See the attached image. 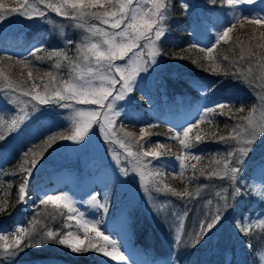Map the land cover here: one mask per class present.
I'll use <instances>...</instances> for the list:
<instances>
[{"label": "trees", "instance_id": "1", "mask_svg": "<svg viewBox=\"0 0 264 264\" xmlns=\"http://www.w3.org/2000/svg\"><path fill=\"white\" fill-rule=\"evenodd\" d=\"M0 3L5 4L8 8L18 6L17 0H0ZM168 3L170 5V15L166 21V33L159 41L163 54L157 57V64L151 66L148 71L149 78L152 80L151 84H138L136 91L131 95L134 102L126 103L130 109H137L138 107L144 109L155 105L158 113L150 116L143 110L138 122L122 120L117 122V127L123 125L125 131L132 132L137 137H139L142 129H147L150 135L145 137L146 142H141L144 143L145 149L149 147V144L163 143L167 145V148L162 149L166 155L159 160L153 161L154 165L163 172V182L177 190L182 191L185 187H188L193 192L200 186L208 185L207 188L200 187L201 194L199 197L180 200L155 191L146 193L139 176L133 173L130 168L129 174L125 176L128 189L118 196V183L110 175L116 174V169L113 167L115 160L111 150L115 149L122 156L123 150L116 144L106 142L96 126H94L93 135L99 144L98 147L92 146L77 149L74 142L57 139L50 148L44 151L45 141H47L49 136L65 132L71 126L69 121L53 117L47 118L46 123L41 121L45 117V108L55 110L54 105L40 106L41 110L33 113L39 119H35L25 128L22 127L18 132L35 131L39 135L37 140L25 144L21 149L13 146L15 138L20 136V134L15 136L17 132L8 133L6 129H0V131H4L6 137L5 140L0 141V170L11 173L21 161L23 153L31 148L37 153L39 162L29 178L28 188L30 186L33 187V185L38 184L42 180L44 170H41V167H51L52 169L65 171L67 174L74 176L77 183L94 178L104 180V184L108 188L110 215L101 231L112 230L115 221L121 218L124 221V248L127 256L132 261H136V257L139 259L143 258L146 264H226L225 254H227L226 250L229 247L228 244H230V236L234 233V222L241 220L247 212L251 193L245 185H242L241 180L238 182V186H241L242 191L247 194L242 197H232V189L227 180L215 178L209 180L205 177H200L198 171V178L191 182L186 183L181 178L178 183L174 182L169 176L168 167L171 164L179 166L175 155L181 152V146L171 138L174 132L162 123V113L166 112L165 107L170 108V110L163 114L164 116L167 113L178 111L180 105L187 107L206 105L218 99H223L228 101L233 110L244 107V113H235L238 118L247 114L252 106L259 104L257 93L264 94V91L259 86V81L256 85H249L244 80L236 79L232 75L211 74L192 62L193 59L202 57L203 53L198 48H192V45L195 44H193L191 38V30L200 31L205 36L209 35L212 33L211 24L213 21L221 17H232L236 12L235 7L228 6L224 0H215V3L212 0H188L187 7L181 4L179 0H168ZM257 3L264 5V0H259ZM93 23L98 22L93 21ZM30 24H38L32 35L22 28ZM5 28L7 30L17 29L16 33L22 34L25 42L39 40L40 35L43 32H47L48 35L44 38L45 44L42 51L35 53V55L30 54L22 60L30 63L33 77L40 76L45 82L48 78L43 74L46 72L52 71L54 75L58 76L66 75L68 72L67 61L63 62L61 68L57 70L53 67V61L40 60L38 57H46L51 50H65L69 56L74 57L75 43H78L81 38L80 29L75 27L74 20L58 16L51 11L44 18L31 20L14 15L0 23V31ZM252 28L253 26L250 24H245L244 28H240L238 25L231 34L233 41L237 43L233 45L231 42L230 44L221 42L214 54L221 58L227 55L230 60L236 62V67H246V61L239 60L240 48L252 47L257 52V55H261L262 53L256 48V45L264 42L259 40L258 32L253 37ZM68 40H72L74 44L68 45ZM181 55L184 57L183 59L178 58ZM8 58V56L0 54V60H3L0 67L11 78L18 81L23 79L25 86L28 87L33 82L41 83L40 80H29L27 77L28 69H23L20 65L14 64L16 60L20 59L10 57L11 61H9ZM117 63L123 62L117 61ZM224 63L227 64L228 62ZM252 67L253 74L258 76L259 70L256 64L253 63ZM204 85H214V87L211 90L204 91L201 90ZM8 96L9 93L0 90V105H3V108L0 109V117H10L17 111L16 107L9 103ZM23 99L29 100L30 98L23 97ZM176 99L180 100V104L176 103ZM235 123L236 120L229 118L228 115L217 114L213 118L212 125L205 122L200 124L199 128L203 129L204 132H216L217 135H227ZM195 131L197 130L194 129ZM229 147L230 145L212 140L200 143L191 150L202 153L204 156L203 160L197 164V169L203 167L212 155L225 153ZM41 151L44 153L42 157L39 156ZM31 158L29 157V159ZM263 162L264 138L260 137L254 150L249 154L243 165L242 179L249 176L250 172ZM187 163L196 162L189 161ZM118 167H129V165L122 158ZM190 175V170L185 173V177ZM22 182V176L19 174H0V203L6 205V211L0 213V223L11 219L8 224L11 227V231L6 234L10 240L13 238L17 228L29 227L34 218L41 219V225H37L38 228L47 224L48 227L62 233L77 231L76 220L68 221L66 216H57L55 220L47 217V213L53 209L52 205L44 206L37 203L29 212L27 220H21L16 217L21 206V202H18V187ZM9 185H11L10 188L8 187ZM223 189H228L224 195L229 196L230 206L227 209H223V219L212 230L211 239H214L216 244L215 241L211 245V241L207 243L202 240L200 244L192 246L189 237L199 230V223L204 221L206 216L214 215L217 207H222L223 200L216 196V193L221 192ZM246 198L249 199L248 203H245ZM165 200H170L171 202L165 210L157 211L153 205ZM208 201H212V203L209 204ZM63 211L67 212V210ZM185 212L187 214L183 220V239L187 240L188 243L176 246L174 236L178 215ZM42 213L44 214L43 216H41ZM0 235L4 234L0 233ZM243 240L249 246V253L240 260L232 261L229 264H259V255L264 254V233L243 234ZM231 253L234 254L233 249ZM37 261H42L43 263L57 261L60 264H104L100 260V252L98 251L73 253L66 246L56 243H46L43 247L26 248L18 256L10 260L0 257V264H34Z\"/></svg>", "mask_w": 264, "mask_h": 264}, {"label": "snow or ice", "instance_id": "2", "mask_svg": "<svg viewBox=\"0 0 264 264\" xmlns=\"http://www.w3.org/2000/svg\"><path fill=\"white\" fill-rule=\"evenodd\" d=\"M212 2L215 3V0ZM224 2L228 6L236 7L239 4H252L255 0H224ZM17 3L18 6L11 8L0 3V23L14 15L29 20L44 18L51 11L58 16L74 20L75 27L82 30V35L79 42L75 43L74 57L69 56L65 50H51L46 57H38L40 60L53 61V67L57 70L67 61L68 72L65 76L54 75L49 71L43 74L48 78L45 82L40 76L33 77L29 62L16 60L14 64L28 69L29 80L41 81L40 84L33 82L28 87L25 86L23 79L18 81L11 78L0 67V90L9 93L8 101L17 109L10 117H0V129H6L8 133H18L31 119L32 114L41 110L40 106L57 105L69 111L67 119L71 126L65 132L49 136L45 141L44 151L57 139L82 143L89 137L93 126H96L106 142L116 144L123 150V156L115 149L111 150L117 164H121L122 158L128 162L129 167H121V174L127 176L130 168L139 176L146 193L155 191L180 200L199 197L200 187L207 188L208 185L200 186L193 192L188 187L181 191L163 182V172L154 165L153 161L166 155L162 149L167 148V145L149 144L145 149L144 143L141 142H146L145 137L150 135L147 129H142L137 137L134 133L125 131L123 125L117 127V118L121 115L117 109V102H134L131 94L136 91L138 77L141 73H147L151 66L156 65L157 57L163 54L159 41L165 36L166 21L170 15L168 0H17ZM245 24L253 26L251 30L253 37L258 32L259 40L264 41V16L250 18L248 15L233 14L229 24L216 33L211 46L192 45V48H198L203 53L202 57L193 59L192 62L211 74L232 75L249 85H256L259 81V86L264 91V42L256 45L261 55H257L252 47L240 48L239 60L246 61V67L243 68L236 67V62L230 60L227 55L221 58L214 54L221 42L224 44L231 42L235 45L237 42L233 41L231 34L238 25L244 28ZM67 44L71 46L74 42L68 40ZM40 51L42 49L37 47L32 54L35 55ZM178 58L184 57L181 55ZM8 60L11 61V58L9 57ZM226 61L227 64L224 63ZM2 63L3 60H0V64ZM253 63L259 70L258 76L253 74ZM202 87L204 91H208L214 85ZM23 97L30 99L25 100ZM257 98L259 104L252 106L247 114L238 118L235 113H244L243 106L233 110L228 103H217L204 107L195 121L180 130H174L171 138L181 146V152L175 155V159L179 162L178 173L182 180L187 183L197 179L198 171L200 177L209 180L213 178L227 180L232 189V197H242L247 194L242 191L241 186H238V182L242 180L241 173L246 159L254 150L259 138L264 136V94L257 93ZM217 114L228 115L229 118L236 120L227 135L208 133L199 128L200 124L205 122L212 125L213 118ZM194 129L197 131L194 132ZM5 138L4 131H0V141ZM209 140L230 147L225 153L212 155L203 167L197 169V164L204 156L191 150ZM43 154L41 151L39 156L42 157ZM189 161L196 163H187ZM38 162L37 153L30 148L23 153L21 161L11 173L0 170V174L22 176L23 182L18 187V202H27L29 178ZM189 170L191 175L185 177V173ZM8 187L10 188L11 185ZM227 191L228 189H223L216 193V196L223 200V205L217 207L214 215L206 216L204 221L199 223V230L189 237L192 246L200 244L223 219V209L230 206L229 196L224 195ZM252 194L264 201V184L254 187ZM98 196L99 194L92 195L88 201L89 205L107 213L108 197L105 195L101 202ZM170 202L165 200L153 206L157 211H161L165 210ZM208 203L211 204L212 201ZM40 204L53 206L52 211L47 213V217L52 220L57 216H66L68 221L76 220L77 231L62 233L53 230L47 224L38 228L41 219L34 218L29 227L17 228L11 240L8 235H0V257L10 260L26 248L56 243L66 246L73 253L98 251L106 257H111L113 261L127 264L128 257L121 251L118 242L100 230L99 221L86 219L85 213L76 207V202L71 197L46 195L40 199ZM5 211L6 205L0 203V213ZM186 214L185 212L178 215L174 236L176 246L188 243L183 239V220ZM43 215L42 213L41 216ZM236 226L240 232L249 235L254 226L264 229V219L257 220L254 225L237 222ZM78 232L83 233V238L77 234Z\"/></svg>", "mask_w": 264, "mask_h": 264}, {"label": "rangeland", "instance_id": "3", "mask_svg": "<svg viewBox=\"0 0 264 264\" xmlns=\"http://www.w3.org/2000/svg\"><path fill=\"white\" fill-rule=\"evenodd\" d=\"M181 4L188 5V0H179ZM259 0H255L252 4H239L235 7V14H243L248 15L250 18L254 16H264V5L261 3V5H257L256 3ZM232 17L228 16L227 18H219L217 20H214L211 24L212 27V33L209 35H203L200 33V31L191 30V38L193 40V44L201 46V47H208L211 46L216 38V33L218 31H221L222 28L229 24ZM38 24H30L22 27L26 32H30V35L34 34ZM17 29L7 30V28L0 31V52L2 54H5L10 57L15 58H25L30 53L33 52V50L37 47L42 48L44 46V38L48 35L47 32H43L40 35L39 41L36 42H25L23 39L22 34L16 33ZM80 35H82V30L80 29ZM155 66V65H153ZM149 73H141L140 77L137 79V85L138 84H144V85H150L151 79L149 78ZM136 85V86H137ZM204 90V89H201ZM132 95V94H131ZM179 100V99H176ZM127 101H118L117 102V109L121 112L120 117L117 118V122L126 120V121H132L134 123L138 122L140 114H142V111L144 110L148 115L152 116L155 113L157 114L158 111L156 110V106H148L146 108H137V109H130L128 105L126 104ZM220 103V102H217ZM226 103V102H223ZM204 107V105L200 106H193L191 108L187 107H179L178 111L167 113L166 112L170 110V108L165 107L166 112L164 111L162 113V116L164 118V124L169 127L173 132L174 130H180L181 128L185 127L188 123L195 121L198 116L201 114V108ZM206 107V106H205ZM3 108V105H0V109ZM55 110H48V108H45L44 115L45 117L41 119L42 122L46 123L47 118L53 117L57 118L59 120H67V117L69 115V111L66 109H62L59 106L54 107ZM259 115V113H257ZM35 119H39V117L36 114H32V117L30 120L26 122V124L23 126L25 128L29 124H31ZM70 122V121H69ZM132 123V124H134ZM93 130H95V127L93 126L92 131L89 134V137L85 139L82 143H74L77 149H84L87 147L96 146L98 147V142L96 141ZM99 133L102 135V133L99 131ZM15 138V141L13 143L14 147H18L21 149L25 144H28L29 142H34L38 139L39 135H37V132L35 131H29L25 133H16L15 136L19 135ZM261 138H264V136H261ZM113 167L116 169V174H110L112 177L116 179V182L118 183V192L117 195L119 196L120 193L125 192L128 189V184L125 182V176L121 174L120 167H118V164L114 162ZM179 166L175 164H171L170 166V178L178 183L180 180V176L178 173ZM41 170H44L43 173V179L36 185H33V187L28 188V195L26 196V203H22L21 211L19 212V216L22 219H26L28 210L32 208L33 203L40 202V199L43 198L46 195H68L76 202V207L81 211L85 213L86 219L96 220L99 221L98 227L101 229L104 228L109 215L110 211L108 208V212L105 213L101 209H97L95 207H92L89 205L88 201L92 195L99 194L98 199L103 202V198L106 195L108 197V188L105 186V181L100 178H94L92 181H85L81 184H78L76 182V178L72 175L67 174L65 171L52 169L51 167H41ZM264 184V163H262L258 168H255L250 172V175L247 177H244L242 179V185H245V187L248 188L250 191V204L248 206L247 212L243 215L242 220H238L234 222V233L230 236V244H228V248L226 250L225 256H226V264H229L232 261L240 260L243 256H246L249 253V246L245 244L243 241V234L240 232L237 228V222H243L244 224H255L257 220L264 219V201L257 198L255 195L252 194V189L254 187H258ZM109 200V199H108ZM249 199L246 198L245 203H248ZM9 220L7 222H4V227L1 226V234L6 235L11 231V227L8 226ZM124 221L119 218L114 223V228L112 230H108L105 232V234L110 235L113 239H115L119 246L121 251L124 252V254L127 256V252L124 248L123 243V226ZM6 225V226H5ZM264 233V229L253 227V230L251 233ZM77 234L81 235V238H83V235L81 232H78ZM212 231L208 233V235L204 238L205 242H210L211 245L214 243V239H211ZM211 239V240H210ZM216 244V241H215ZM232 249L234 250V254L231 253ZM111 251V249H109ZM128 257V256H127ZM136 261L130 260L128 257L127 264H146V262L143 260V258H136ZM100 260L104 262L105 264H123V262L119 261H113L111 257H106L103 255V253L100 252ZM46 264H53V262L46 263ZM259 264H264V254L259 255Z\"/></svg>", "mask_w": 264, "mask_h": 264}, {"label": "bare ground", "instance_id": "4", "mask_svg": "<svg viewBox=\"0 0 264 264\" xmlns=\"http://www.w3.org/2000/svg\"><path fill=\"white\" fill-rule=\"evenodd\" d=\"M115 262V261H114ZM116 263V262H115Z\"/></svg>", "mask_w": 264, "mask_h": 264}, {"label": "water", "instance_id": "5", "mask_svg": "<svg viewBox=\"0 0 264 264\" xmlns=\"http://www.w3.org/2000/svg\"><path fill=\"white\" fill-rule=\"evenodd\" d=\"M55 106H57V105H55Z\"/></svg>", "mask_w": 264, "mask_h": 264}]
</instances>
